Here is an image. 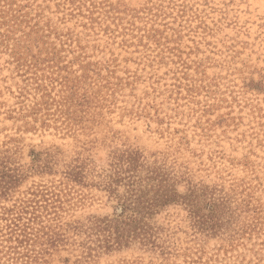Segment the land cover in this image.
<instances>
[{
    "label": "rangeland",
    "instance_id": "374dc122",
    "mask_svg": "<svg viewBox=\"0 0 264 264\" xmlns=\"http://www.w3.org/2000/svg\"><path fill=\"white\" fill-rule=\"evenodd\" d=\"M0 264H264V0H0Z\"/></svg>",
    "mask_w": 264,
    "mask_h": 264
}]
</instances>
